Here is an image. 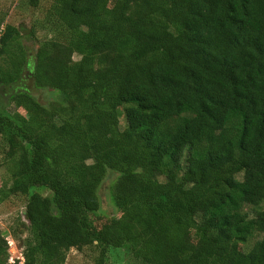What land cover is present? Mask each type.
I'll use <instances>...</instances> for the list:
<instances>
[{"label":"trees","instance_id":"16d2710c","mask_svg":"<svg viewBox=\"0 0 264 264\" xmlns=\"http://www.w3.org/2000/svg\"><path fill=\"white\" fill-rule=\"evenodd\" d=\"M49 1L32 66V33L0 20V205L27 198L24 264H264V0ZM107 171L120 216L99 227Z\"/></svg>","mask_w":264,"mask_h":264},{"label":"rangeland","instance_id":"374dc122","mask_svg":"<svg viewBox=\"0 0 264 264\" xmlns=\"http://www.w3.org/2000/svg\"><path fill=\"white\" fill-rule=\"evenodd\" d=\"M114 0L110 1L112 5ZM52 6L49 0H41L40 5L37 8H32L28 4V0H0V20L4 24H12L23 30V34L31 32L33 36L23 37L21 43L29 54V62L33 63L35 52L40 42L45 39L52 38V34L49 32L48 26L45 25L47 14H51ZM77 55L73 56V60H78ZM29 72V67L26 68V74ZM27 88L31 91L36 99L41 103L48 105L52 102L60 100V96L55 91L50 89L37 90L32 88L30 83H27ZM10 109V108H9ZM11 112L21 114L23 117L27 116V113L18 108L12 109ZM125 120L123 116L119 118L120 129L125 128ZM5 152V145L0 136V165L3 161ZM117 177V173L113 171H107L103 181L98 189V198L100 207L99 210L92 215V219L97 226L113 225L115 220L120 216V212L111 202L110 190ZM4 185H10L8 176L4 167H0V188ZM42 195H47L48 192L42 189L38 190ZM27 198L25 196H14L6 200L0 205V232L5 233L6 242H13L12 245L7 243L10 256H19L22 254V248L20 247V241L25 236L22 233L21 222L24 220V210ZM261 210H264V203L260 206ZM256 210V209H255ZM248 211L253 215L254 209L248 208ZM13 231L17 232L16 237L13 236ZM193 241H195L192 235ZM250 241L247 245L240 246L241 250H246L252 244ZM97 253L92 248H86L81 251L76 249H70L67 253L65 264H94ZM106 264H140L134 260L130 255L125 254L124 250L110 249V254L106 261Z\"/></svg>","mask_w":264,"mask_h":264},{"label":"built area","instance_id":"2783aa9c","mask_svg":"<svg viewBox=\"0 0 264 264\" xmlns=\"http://www.w3.org/2000/svg\"><path fill=\"white\" fill-rule=\"evenodd\" d=\"M7 243L9 245L13 244L12 241L11 242L7 241ZM17 261H18L19 264H24V259H23V256H22L21 253H19V256H15V257L10 256L9 259H8L7 264H15Z\"/></svg>","mask_w":264,"mask_h":264},{"label":"water","instance_id":"95a60500","mask_svg":"<svg viewBox=\"0 0 264 264\" xmlns=\"http://www.w3.org/2000/svg\"><path fill=\"white\" fill-rule=\"evenodd\" d=\"M24 211H25V210H24ZM2 236L4 237V236H5V233H3Z\"/></svg>","mask_w":264,"mask_h":264}]
</instances>
